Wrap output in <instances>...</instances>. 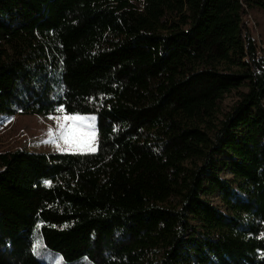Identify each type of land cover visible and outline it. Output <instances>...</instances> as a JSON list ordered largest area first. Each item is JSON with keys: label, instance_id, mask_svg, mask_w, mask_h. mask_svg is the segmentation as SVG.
Instances as JSON below:
<instances>
[{"label": "trees", "instance_id": "16d2710c", "mask_svg": "<svg viewBox=\"0 0 264 264\" xmlns=\"http://www.w3.org/2000/svg\"><path fill=\"white\" fill-rule=\"evenodd\" d=\"M249 9L264 0H0V115L96 118L94 152H0V264H45L34 237L64 264H264Z\"/></svg>", "mask_w": 264, "mask_h": 264}, {"label": "rangeland", "instance_id": "374dc122", "mask_svg": "<svg viewBox=\"0 0 264 264\" xmlns=\"http://www.w3.org/2000/svg\"><path fill=\"white\" fill-rule=\"evenodd\" d=\"M245 24L250 28L252 38L255 41L259 55L264 56V16L255 9L247 10L244 19ZM232 97L228 96L222 102V109L227 110L231 104ZM74 115L55 114L46 117L34 115H0V152L24 150L34 153H87L95 150L96 118L93 115L79 116L84 119L77 121L65 120V117ZM64 125L68 128H75L77 135L88 131V141L84 145L79 142L66 143L61 138V129ZM82 125V126H81ZM67 132V129H64ZM221 177L230 178L225 172ZM213 205L219 202L215 195L208 196ZM38 241L42 255L33 253L32 245ZM32 254L45 264H64L55 254L44 249L37 237H34L31 244ZM84 264V263H76Z\"/></svg>", "mask_w": 264, "mask_h": 264}, {"label": "snow or ice", "instance_id": "6c2138e0", "mask_svg": "<svg viewBox=\"0 0 264 264\" xmlns=\"http://www.w3.org/2000/svg\"><path fill=\"white\" fill-rule=\"evenodd\" d=\"M83 117L79 116H71V117H65V120H71L73 121L74 125L77 121L83 120ZM82 126V125H81ZM64 129H67V132L64 131ZM61 138L66 142V143H75L79 142L81 139L80 135H77V130L75 128H68L67 125H64L63 128L61 129ZM45 183H49L46 181ZM32 250L34 254H37L38 256L42 255L41 250H40V245L39 242L36 241L32 245Z\"/></svg>", "mask_w": 264, "mask_h": 264}]
</instances>
